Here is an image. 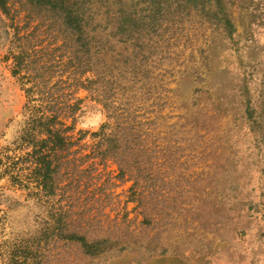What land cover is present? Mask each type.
Returning <instances> with one entry per match:
<instances>
[{"label":"rangeland","instance_id":"rangeland-1","mask_svg":"<svg viewBox=\"0 0 264 264\" xmlns=\"http://www.w3.org/2000/svg\"><path fill=\"white\" fill-rule=\"evenodd\" d=\"M222 1L231 34L212 12L162 1L138 43L132 34L127 47L111 45L101 87L74 93L71 135L87 134L59 167L50 197L32 175L16 178L28 188L12 180L27 97L7 57L27 47L31 65L53 83L72 69L71 41L58 18L27 0H15L8 15L0 10V264H264V0ZM84 4L101 26L120 7L131 17L150 8L147 0ZM126 50L123 70L116 59ZM106 85L114 105L127 97L129 116L146 127L144 149L127 151L120 166L80 146L109 120ZM73 233L99 243L98 252L69 241Z\"/></svg>","mask_w":264,"mask_h":264},{"label":"trees","instance_id":"trees-1","mask_svg":"<svg viewBox=\"0 0 264 264\" xmlns=\"http://www.w3.org/2000/svg\"><path fill=\"white\" fill-rule=\"evenodd\" d=\"M14 1L0 0V10L8 15L13 9ZM85 1L87 0H72V3H69L64 0H27L31 7H37L60 20L64 38L71 41L69 43L71 49L67 56L68 68H72L69 75L66 72H59L56 80L50 83L53 74L45 75L44 69L40 67L38 71L35 66L33 67L31 64L34 60L30 59L31 54L24 46L17 52L10 50L7 57L11 59V73L21 82L27 97L24 107L27 111L25 121L28 127L16 145L17 151L21 152L13 156L15 161L12 163L13 166L16 165V171L12 180L19 187L28 188V183L16 178L32 175L36 181L35 186L44 192L43 195L49 197L56 194L55 191L59 187L57 185L59 181L55 180L59 167L69 161V151L87 134V131L78 130L77 138L73 139L71 135L73 116L79 103L78 98L72 101L74 93L79 87L85 88L87 83H99V80L101 87L102 79L108 77L107 74L111 72L110 59L106 55L111 45L121 44L127 47V41L132 38V34H137L135 43H138L142 38L140 32L145 27H152L151 22L156 20L163 7L160 4L162 1L168 7L175 3L177 6H191L205 13L212 12L211 16L221 22L224 31L228 34L234 31L231 13L225 9L222 0H147L150 8L145 16L131 17L127 9L120 7L111 15L106 14L110 20L103 26L92 21L96 12L92 11L91 5H85ZM27 36L23 39L26 40ZM14 39L18 42L22 37L16 35ZM119 54L120 58L116 60L120 62V68L125 70L127 50L120 51ZM87 72L90 74L85 76ZM113 91L114 88L109 85L101 99L107 109L109 120L101 124L97 131L90 133L89 144L82 143L80 146L89 147L93 153L100 154V161L111 159L120 166L127 164V151L144 149V143L139 138L146 127L144 128V123L140 120H136V115L129 116L131 112L127 107V97L123 102L117 101L114 105ZM124 94L122 92L121 95ZM67 118L72 120L69 125L66 124ZM130 160L140 167L144 163L135 156H131ZM64 213L62 210L59 216ZM66 238L69 241L75 239L81 241L89 255L98 252L96 247L99 243L87 242L82 234L73 233L66 235Z\"/></svg>","mask_w":264,"mask_h":264}]
</instances>
